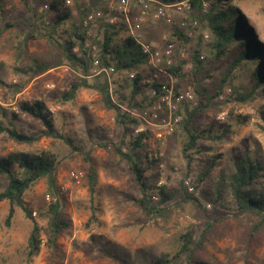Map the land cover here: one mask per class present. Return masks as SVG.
Segmentation results:
<instances>
[{
  "label": "rangeland",
  "instance_id": "1",
  "mask_svg": "<svg viewBox=\"0 0 264 264\" xmlns=\"http://www.w3.org/2000/svg\"><path fill=\"white\" fill-rule=\"evenodd\" d=\"M76 1L71 0L68 5L73 11V18L54 28L51 15L45 12L48 0H0V79L5 83V86H0V107L6 117L0 114V120L7 123L11 112H16L18 102L38 99L50 111L56 133L65 139L42 137L33 146H26L14 143L6 134L0 135V156L12 150L45 149L58 160L57 188L69 226L62 232L55 250L42 246L30 264H152L153 260L163 254H175L180 237L188 231L195 238L199 237L201 211L198 207L189 203L179 204L175 200L164 216L150 218L131 202V197H140V194L131 182L126 162L113 152V147L117 146L124 152L131 151L135 136L141 131L147 134L143 140L146 148L142 149V167L149 185L164 186L170 191L185 188L189 193L184 183L189 181L196 191V194H189L201 201L213 217L227 214L220 222L218 232L211 236L201 257L212 264H264V227L247 247V242L240 241L242 226H252L256 219L233 217V201L228 188H223L216 203L206 196L210 189L216 188L219 180L233 172L235 158L245 149L256 155L257 148L259 160L264 162V124L261 119L264 116V98L256 92L244 105L226 102V98L230 97L228 85L237 88L248 87L252 83V67L243 64L233 70V76L230 74L223 92L216 99L223 104L206 108L199 112L195 120L198 132L206 131L210 125H214L219 131L227 127L230 133L221 141H198L197 148L205 146L211 150L195 152L187 163L182 154L185 136L178 128V123L170 133L162 128L161 137H157L161 127L159 121L163 117L167 118L168 109L162 106L161 110H157L158 117L153 118L151 112L159 99L147 105L152 95L147 88L132 97L134 84L128 72L113 71L106 77L113 102L120 105L121 113L136 118L138 124L130 121L116 123V112L106 109L100 95L92 89L80 88L73 100L63 101L62 94L68 89L69 82L81 76L66 61L63 49L59 46L69 36L71 24L77 20ZM116 1H109L107 6L111 11ZM230 1L252 28L256 39L264 45V0ZM130 3L132 6L133 1L130 0ZM207 5L205 3L204 7ZM153 8L154 5H151L150 12ZM138 9L136 5L134 10ZM172 16L171 24L147 18L141 30L143 40L161 47L164 35L173 36V62L183 61L185 72H190V58L198 51L206 70L212 73L210 78L202 81L201 87L206 89V94H214L222 75L229 69L231 55L220 61L214 60L210 55L212 38L209 30L190 25L180 29V21L185 14L172 12ZM116 19H112L111 23H116ZM175 28L184 35L181 40L175 37ZM205 34L208 39L204 38ZM129 35L127 28L122 27L118 30L115 42ZM92 49L96 56L97 48ZM73 51H77L76 48ZM137 64L142 66L139 62ZM44 67L45 72L36 73ZM93 69L91 66L89 70L90 82L96 76L93 75ZM145 69L142 68L141 72ZM145 79V74H142L139 85L143 86ZM177 83L178 78L174 77V91ZM12 85H18L21 91L17 92ZM179 87L175 92L187 87L192 89L194 100L184 102L186 108L191 110L198 98L193 84L184 82ZM184 104H180L174 113L180 120L184 117ZM243 117L245 122L240 121ZM14 126L27 135H36L44 129L41 123L26 115H19L14 120ZM211 157L215 158V165L208 177L204 178L203 172ZM89 169L97 174L95 200L98 204V222L88 226ZM72 173L77 175V179ZM201 178L205 180L201 182ZM2 183L5 186V178H2ZM46 186L45 179H41L25 196L32 216L40 225L46 223L37 215L38 210L49 202ZM156 193L157 190L152 189V202L157 201ZM8 206V202H0V264H27L25 244L31 222L16 208L12 223L6 227L4 221ZM92 236L99 242L97 247L102 253L98 250L89 252L94 244Z\"/></svg>",
  "mask_w": 264,
  "mask_h": 264
},
{
  "label": "trees",
  "instance_id": "2",
  "mask_svg": "<svg viewBox=\"0 0 264 264\" xmlns=\"http://www.w3.org/2000/svg\"><path fill=\"white\" fill-rule=\"evenodd\" d=\"M109 1H76L77 20L71 24L69 36L59 46L63 49L66 61L78 70L81 76L69 82L68 89L62 94L63 101L73 100L80 88L92 89L100 95L106 109L116 112V123L124 124L125 121H130L138 124L136 118L130 117L128 113H121L120 105L113 102L105 73L101 72L94 76L92 82L88 80L93 61V47L97 48L95 58L98 60L100 67L113 66L114 71H125L129 73V76L133 75L131 77L134 84L132 97L138 91H143V88H147L151 93L155 91L157 95H160L162 85H168L169 75L178 78L175 91L184 82L192 83L198 97L195 107L189 110L183 103V107H185L184 117L178 122V128L185 136L182 147L183 158L189 163L195 152L200 153L201 151L211 150L210 147L205 146L197 148L198 141L203 139L221 141L227 133H230L227 127L219 131L214 125H210L206 131L198 132L194 124L199 112L216 104H223L216 101V99L223 92L222 89L228 83L227 79L230 74L233 76V70L243 64L252 67L250 70L252 83L248 87L237 88L228 85L230 97L226 98L227 103L235 102L238 105H244L249 99L253 98L256 92L259 97L264 98V45L256 39L252 28L248 26L239 9L230 0H188L190 9L183 12L185 17L182 20L187 21V25L194 28L201 26L209 30L212 38L210 55L214 60L220 61L229 54L231 55L229 69L222 75L215 88V93L212 95L206 94V89L201 87L202 81L210 78L212 73L211 70H206L205 63L200 59L198 51H195L190 58V72L184 71L183 61H174L171 67L159 71L148 65L146 56L141 53L139 45L130 35L120 42H115L118 30H121L122 27L128 30V26L125 20L121 19L122 16L109 9L107 6ZM132 1L130 20L133 19L131 16L134 17L136 11H138L134 10V7L138 6L137 0ZM151 1H153L152 5L155 8L160 4L169 5L182 0ZM205 3L208 4L207 7H204ZM96 11L103 13L102 18L97 20L94 23L95 25L89 23L85 26L84 21L87 15ZM45 12L51 15V24L54 28L73 18V11L70 6L65 4L64 0H48ZM262 12L264 14V8ZM116 17L117 22L111 23L110 20ZM194 22L196 23L195 26H193ZM179 28L183 29L182 27ZM174 35L178 40H181L180 38L184 36L178 28L174 29ZM168 39L174 43L173 36H169ZM75 48L77 51H73ZM131 48L132 50H130ZM138 62L142 66H139ZM144 67L147 69L141 72ZM45 70L46 67L39 69L36 73L41 74ZM142 74H145L146 78L143 86L139 85ZM3 85L5 86V83L0 79V86ZM12 87L17 92L21 91L18 85H12ZM156 98L158 97L151 95L147 105L153 104ZM2 112L3 109L0 107V114L6 118ZM228 113L230 116L232 115L230 111ZM19 115H26L37 120L43 125V131L36 135H27L20 132L14 126V120H17ZM261 119L264 124V116ZM7 121L6 123L4 120H0V135L6 134L10 140L19 145L33 146L42 137L65 140L62 135L56 133L50 111L38 99L18 102L16 112H11L10 120ZM240 121L245 122V118H241ZM146 136L147 134L143 131L137 133L131 151L124 152L117 146L113 147V152L126 162L131 182L140 194V197H131V202L145 216L150 218L164 216L175 200L179 204L189 203L191 206L198 207L201 211L199 218L201 233L199 237L195 238L193 233L188 231L180 237L178 251L175 254H163L153 260L152 264H212L201 257L202 252L205 253V247L210 242L211 236L218 232L220 222L227 214L223 213L213 217V214L205 209L204 204L187 193L185 188L170 191L164 186L149 185L144 177L145 169L142 167V149L146 148L143 140ZM255 153L256 155H252L248 149H245L241 155L235 158L233 172L225 179L219 180L215 189H210L206 193V196L210 198L209 200L216 203L221 197L223 188H228L233 201V217H252L256 219L252 226L248 227L245 224L242 226L243 233L240 236V241L247 242V247L264 227V162L259 160L257 148ZM144 154L147 156L146 151ZM57 165L56 156L45 149L12 150L0 156V202L6 201L9 205L4 224L6 227L10 226L16 208H19L24 217L31 222L25 244V262L27 264L34 260L42 246L52 251L55 250L62 232L69 226L58 194ZM214 165L215 158L211 157L203 172L204 178L208 177ZM2 178L6 180L5 186H3ZM204 178H201L200 181L203 182ZM41 179L46 181L49 202L38 210L37 215L46 220L45 225H40L32 216V210L25 199L26 193ZM96 183L97 174L93 169H89L87 175L90 204L88 226L98 222L96 216L98 204L95 200ZM152 189L157 190L158 198L156 202L151 200ZM92 238L94 244L89 252L93 253L98 250L102 253L103 251L97 247L99 242H96L95 236H92Z\"/></svg>",
  "mask_w": 264,
  "mask_h": 264
},
{
  "label": "built area",
  "instance_id": "3",
  "mask_svg": "<svg viewBox=\"0 0 264 264\" xmlns=\"http://www.w3.org/2000/svg\"><path fill=\"white\" fill-rule=\"evenodd\" d=\"M64 2L66 5H69L71 3V0H64ZM137 3L139 9L132 20L129 19V15L132 9L130 0H117L114 5V11L124 18L125 22L127 23L130 36L139 45L141 53L146 56L148 65L155 69H158L159 71H164L165 69L171 67L173 64L175 45L173 42L169 41L167 35H164L162 37L163 45L161 47L143 40L141 34L142 25L147 18H151L153 20H163L164 23L171 24L173 19L172 12L181 13L188 11L190 9V4L189 2H178L169 5L160 4L155 6V8H153L154 10L150 13L153 1L137 0ZM45 8H47V6H45ZM102 16L103 13L101 11L90 13L87 15L84 21V25L86 26L89 23L94 24L97 20L101 19ZM110 22H113V20L111 19ZM187 24V21L182 20L180 22V27L185 28ZM195 25L196 23L194 22L193 26ZM204 38L208 39V35L205 34ZM92 57V67L94 68L92 70L94 71L93 75H97L101 72L109 75L114 71V68L112 66L100 67L99 62L95 58L94 54L92 55ZM201 58H203V56H201ZM132 76L133 75H131V77ZM173 81L174 77L169 75L168 85H162L160 95H157L155 91H152V95L158 97L159 103L153 106L151 116L153 118H157V110H161V107L164 105L168 109L167 118L163 117L159 121L161 127L158 129V138H160L162 135L160 132L162 128H166L167 132L170 133L174 130V126L179 122L180 118L174 114L177 110V107L184 102H192L194 100V95L190 87H187L183 91L175 92ZM72 176L77 179V175L75 173H72ZM184 183L189 193L196 194L194 187L189 181H185ZM153 198L156 199V197L154 196ZM207 206L209 207L210 205Z\"/></svg>",
  "mask_w": 264,
  "mask_h": 264
}]
</instances>
